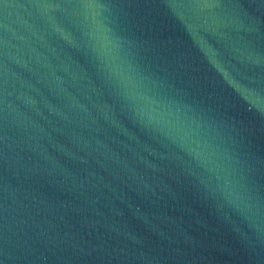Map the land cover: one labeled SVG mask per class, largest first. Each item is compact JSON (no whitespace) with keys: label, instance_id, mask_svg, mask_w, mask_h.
Segmentation results:
<instances>
[{"label":"water","instance_id":"water-1","mask_svg":"<svg viewBox=\"0 0 264 264\" xmlns=\"http://www.w3.org/2000/svg\"><path fill=\"white\" fill-rule=\"evenodd\" d=\"M0 264H264V0H0Z\"/></svg>","mask_w":264,"mask_h":264}]
</instances>
